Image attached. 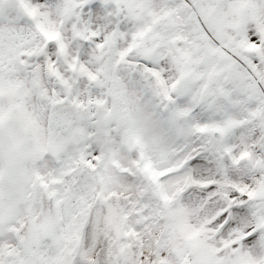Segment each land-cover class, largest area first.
Masks as SVG:
<instances>
[{
    "label": "snow or ice",
    "instance_id": "snow-or-ice-1",
    "mask_svg": "<svg viewBox=\"0 0 264 264\" xmlns=\"http://www.w3.org/2000/svg\"><path fill=\"white\" fill-rule=\"evenodd\" d=\"M0 264H264V0H0Z\"/></svg>",
    "mask_w": 264,
    "mask_h": 264
}]
</instances>
